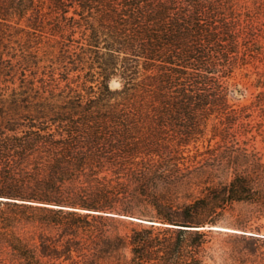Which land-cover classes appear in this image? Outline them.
I'll return each mask as SVG.
<instances>
[{"label":"trees","instance_id":"1","mask_svg":"<svg viewBox=\"0 0 264 264\" xmlns=\"http://www.w3.org/2000/svg\"><path fill=\"white\" fill-rule=\"evenodd\" d=\"M261 16L264 0H0V264H199L191 228L264 213V163L238 139L264 92L229 97L237 71L264 77ZM137 207L160 224L104 214Z\"/></svg>","mask_w":264,"mask_h":264},{"label":"rangeland","instance_id":"2","mask_svg":"<svg viewBox=\"0 0 264 264\" xmlns=\"http://www.w3.org/2000/svg\"><path fill=\"white\" fill-rule=\"evenodd\" d=\"M259 24L264 29V16L259 18ZM250 71H264V64L258 63L257 69L248 66ZM247 71V70H244ZM243 71V72H244ZM250 73V72H249ZM236 89L230 94V99L235 104H249L251 100L259 92H264V77L260 82L257 81L255 73L249 74V77H244L242 72H236ZM258 111L252 113L249 120L253 122H262L259 128V133L253 129L246 135H241L238 139L242 143L246 141L248 152H253L264 163V116L258 115ZM215 140L210 142L215 145ZM207 145V141L199 143L200 150H203ZM243 145V144H242ZM225 177H222L223 180ZM201 195V190L195 189L183 191L177 199L178 203L187 202L195 196ZM6 206H0L5 209ZM133 214H120L132 216L153 222L154 226L159 225L156 218L149 217L138 213V210L143 207H137ZM142 210V209H140ZM216 221L205 224L202 228H191V230H199L204 235L200 238L194 237L192 234H186V242L190 244H200L195 249L197 262L199 264H264V213L256 210L254 205L249 203H233L225 209H218L214 214ZM124 221L129 227L142 226L148 227L151 224L139 223L125 218L117 217ZM157 222V223H156ZM167 223H162L160 226L167 227ZM213 226L234 229L238 231H230ZM177 230L178 226L173 227ZM253 234V235H248Z\"/></svg>","mask_w":264,"mask_h":264},{"label":"water","instance_id":"3","mask_svg":"<svg viewBox=\"0 0 264 264\" xmlns=\"http://www.w3.org/2000/svg\"><path fill=\"white\" fill-rule=\"evenodd\" d=\"M104 214L107 215V216H111V217H120V218L129 219V220L136 221V222H139V223L151 224V225L154 224L153 222H150V221H147V220H143V219H140V218L134 219L136 217L120 215V214L113 213V212H105ZM248 235H253V234H248Z\"/></svg>","mask_w":264,"mask_h":264},{"label":"bare ground","instance_id":"4","mask_svg":"<svg viewBox=\"0 0 264 264\" xmlns=\"http://www.w3.org/2000/svg\"><path fill=\"white\" fill-rule=\"evenodd\" d=\"M134 219H137V218H134ZM213 228H220V229H225V230H230V231H238V230H234V229H227V228L218 227V226H213Z\"/></svg>","mask_w":264,"mask_h":264}]
</instances>
